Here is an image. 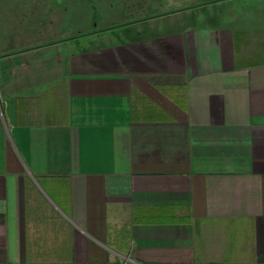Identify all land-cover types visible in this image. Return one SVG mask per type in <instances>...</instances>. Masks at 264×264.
<instances>
[{
  "label": "crops",
  "instance_id": "crops-1",
  "mask_svg": "<svg viewBox=\"0 0 264 264\" xmlns=\"http://www.w3.org/2000/svg\"><path fill=\"white\" fill-rule=\"evenodd\" d=\"M0 264H264V0H0Z\"/></svg>",
  "mask_w": 264,
  "mask_h": 264
},
{
  "label": "rangeland",
  "instance_id": "rangeland-1",
  "mask_svg": "<svg viewBox=\"0 0 264 264\" xmlns=\"http://www.w3.org/2000/svg\"><path fill=\"white\" fill-rule=\"evenodd\" d=\"M118 11L119 10H115L114 12H111V10H103V9L95 10L93 7H87L86 9H83V10H79L77 8L76 10L72 9V15L70 19L71 31L72 33H80L79 31H84V30L85 31L93 30L94 32L92 33L101 32L100 30H96V29H98L99 27H104V25L97 24L98 21L102 23L101 18L110 17L112 13H116ZM100 12H103V13H100ZM92 33L88 32L86 34H82L79 36H83V35L85 36V35H89Z\"/></svg>",
  "mask_w": 264,
  "mask_h": 264
}]
</instances>
